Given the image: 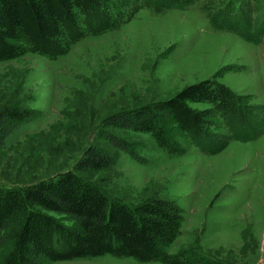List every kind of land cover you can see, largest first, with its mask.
I'll list each match as a JSON object with an SVG mask.
<instances>
[{
  "label": "rangeland",
  "instance_id": "374dc122",
  "mask_svg": "<svg viewBox=\"0 0 264 264\" xmlns=\"http://www.w3.org/2000/svg\"><path fill=\"white\" fill-rule=\"evenodd\" d=\"M202 4L194 0L183 9L159 12L140 8L117 28L88 35L55 59L27 51L0 61V109L13 105L33 112L0 145V184L22 186L74 170L127 203L148 196L175 202L182 225L166 247L171 253L198 248L233 264H264V134L247 142L231 140L214 155L178 135L184 150L169 153L149 133L104 120L209 78L250 102L264 103V37L251 43L213 28ZM106 133L123 140L132 153L107 142L101 137ZM95 144L112 157L110 167L79 165L84 150ZM44 264L162 263L104 254Z\"/></svg>",
  "mask_w": 264,
  "mask_h": 264
},
{
  "label": "trees",
  "instance_id": "16d2710c",
  "mask_svg": "<svg viewBox=\"0 0 264 264\" xmlns=\"http://www.w3.org/2000/svg\"><path fill=\"white\" fill-rule=\"evenodd\" d=\"M193 1L0 0V61L27 51L55 59L84 37L117 28L140 8L157 12L183 9ZM263 3L203 0L202 8L213 28L260 43L264 37ZM190 103L203 106L195 108ZM32 116L27 108L2 107L0 145ZM104 120L112 127L149 133L169 153L183 152L176 139L181 135L200 152L214 155L231 140L247 142L264 134V103L250 102L245 95L209 78L187 84L171 97L118 110ZM107 133L101 137L132 153L123 140ZM112 162L99 144L89 145L78 161L81 167L95 170L106 169ZM47 212L65 216L72 223L64 224ZM181 225V211L175 202L148 196L127 203L109 197L74 170L22 186L0 184V264H44L104 254L162 264H233L198 248L167 251Z\"/></svg>",
  "mask_w": 264,
  "mask_h": 264
}]
</instances>
